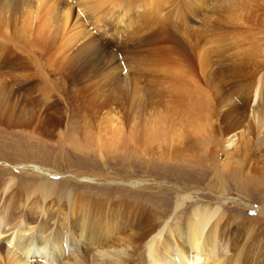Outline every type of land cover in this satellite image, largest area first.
<instances>
[{"label": "rangeland", "instance_id": "obj_1", "mask_svg": "<svg viewBox=\"0 0 264 264\" xmlns=\"http://www.w3.org/2000/svg\"><path fill=\"white\" fill-rule=\"evenodd\" d=\"M70 1L75 5L70 27L80 23L79 29L94 32L95 39L112 52L105 59L91 56L85 47L89 32L64 55L66 46L59 50L60 40L47 53L28 36L12 35L11 45L20 54L15 61L33 70L36 81L21 90L16 102L9 70L0 69V165L5 161L10 168L0 166V179L13 170L22 189L36 177L27 178L18 164L46 166L54 174L49 179L57 180L58 187L76 184L71 204H65L66 197L58 203L55 194L46 201V220L51 223L55 216L54 225L59 220L79 236L98 238L112 218L116 226L111 224L109 230L122 226L111 237L117 243L132 231L134 236L148 231L147 225L138 224L143 217L133 216L137 211L145 207L168 214L176 206L178 192H191L194 199L187 202L181 218L199 204L221 206L226 214L222 224L227 220L228 255L245 246L241 264H264V225L250 236L236 230L237 222L246 217L264 221V139L253 125L255 97L249 93L254 88L264 98V6L257 10L249 0H176L172 6L159 5L165 17L174 7L175 15L167 21L173 29L151 36L150 28L157 27L154 17L144 11V0L124 8L126 18L121 24L115 22L116 13L92 24L78 1ZM77 12L81 16L75 19ZM30 46L39 62L29 53ZM32 63H39L43 71ZM176 71L179 75H172ZM184 80L189 82L186 88H182ZM189 110L195 111L189 114ZM162 119L179 122V133L168 132V141L174 140L178 153L169 164L161 161L166 158L158 143L148 140ZM227 137L232 138L229 146L223 145ZM76 172L97 180L77 182ZM136 179L143 185L128 186V180ZM31 213L29 218L38 217ZM132 221L133 228L128 225Z\"/></svg>", "mask_w": 264, "mask_h": 264}, {"label": "bare ground", "instance_id": "obj_2", "mask_svg": "<svg viewBox=\"0 0 264 264\" xmlns=\"http://www.w3.org/2000/svg\"><path fill=\"white\" fill-rule=\"evenodd\" d=\"M77 1H78L77 2L78 5L81 7V10L84 9L87 12V14H90L89 16H91V18L93 19L92 24H95L97 21L100 20V18L103 19L108 16L109 18L110 17L113 18L112 14L115 13H116L114 15L115 22L117 24H121L126 18L127 11L125 12L124 8L129 6L131 7L135 3V1L143 2V0H77ZM175 1L176 0H147V2H145L144 0L143 3L145 7L144 11H146V13L149 16L151 15V18L154 17L153 23L155 22L154 25H156L157 27L156 30L154 29V26L150 28L151 36H153L156 33L160 34L171 30L173 24L167 21L169 16L175 15L172 13L174 7L170 8L167 11L166 15L168 17H165L164 16L165 14L162 12L163 9L161 10L159 8L160 7L159 5L163 4V6H166L165 4H167V6L168 5L172 6L175 3ZM249 1L255 2V6L257 10H259L261 6H264V0H249ZM72 2L74 1L0 0V69L2 68L4 70L5 67L7 68L6 70H9L10 73L9 79H11L10 81L13 83L11 96L16 102L20 101L21 90L33 84L36 81V79H35V73L32 72L33 70L29 71L28 69H26L27 66L26 67L21 66L23 64L20 65L17 61H15L19 58L20 54H18L16 52L17 50H15L13 45H11L13 41L12 35H19L21 37L28 36V40H31V42L35 41L40 47L41 45L44 46V50L47 53H48V49L51 47V44L60 40L61 44L59 45L58 49L60 50L61 47L64 48L66 46V49L63 52L64 55V53L68 51V48L71 45H74L73 44L74 42L80 41L84 37L86 38V35L89 32L88 34L90 35L89 40L87 41L85 40L87 42L85 44V47L87 48V51L90 50V53H92L91 56L96 55L98 57H101L102 59L103 58L105 59L104 56H106L108 52H112L108 48L109 47L108 45L107 47L102 42L99 43L98 39H95V36L93 35L94 32L92 33L91 30L86 31L87 28L86 30H84V28L81 29L82 27L79 29L78 27L81 25L80 23L76 24V26L73 25L74 27L72 28L70 27L71 16L73 15L72 13L75 8V5ZM195 2H198V0ZM139 3L136 2L135 4L138 5ZM80 16L81 15H79V12H77V18L75 19H78ZM160 18L161 20H159ZM229 22L233 24L235 20H230ZM72 31L74 32L71 33ZM22 48L24 49V47ZM29 51H30L29 53H32L31 54L32 58L34 56L37 62H39V59L37 58L36 55V50L32 49L30 46ZM110 56H112V54ZM20 58L22 59V56ZM78 59H76V62ZM90 62L93 64L91 60ZM74 64L75 63H73V65ZM92 64L90 65V67L93 66ZM75 65L78 66L79 64L78 65L75 64ZM37 66L40 67V64L37 63ZM37 66L35 64L34 67L37 68ZM86 66L88 65L86 64ZM90 67L89 69L92 68ZM80 68L83 69L82 66ZM39 69H42L43 71L44 68L40 67ZM93 69L94 68H92V70ZM23 70L24 73L23 72L19 73V71H23ZM179 73L180 72L176 71L173 72L172 75L178 76ZM72 74L75 73L72 72ZM180 75H181L180 77H182L184 74L183 75L180 74ZM1 80L2 79L0 77V83ZM188 84L189 82H185L184 80L182 82V88H186ZM10 85L12 86V84ZM197 88L199 89V85L197 86ZM253 89L254 88H252L249 91V93L254 92L253 98L255 97L254 104L252 105L253 108L252 119L254 120L253 125L255 129H257V134L258 135L262 134L264 139V105L262 104L264 102V98H262L259 95V92L257 90H253ZM191 92L192 91L188 90L187 92L188 95H191ZM12 108L13 110L16 109L14 107ZM185 110H187V108H185ZM192 111L193 110H189V114ZM179 114L180 113H178V115ZM183 114L185 116V113ZM168 119L160 120L159 127L158 126L156 128L154 127L155 129H153V131L149 130V132L152 131V133L148 137V140L149 143L150 142L158 143L159 148H162L161 150L163 151L161 155H163L166 158V159H161V161L169 164L170 162L173 161L171 158H174V156L178 155V153L176 152L177 147L174 146V140L168 141V132H173L175 134L179 122L178 121L175 122L176 119L175 118L174 121L172 120L173 123L169 124ZM231 142H232V138L227 137L223 140V145L229 146L230 144H232ZM158 160L160 161V159ZM150 161L152 162V160ZM0 166L2 167V170L10 169L8 168L9 163L6 164L5 161H2ZM192 166L193 165H189V170L193 169ZM16 167L20 171H24L25 172L24 174H27V178L30 177L31 179L32 176L33 177L35 176L36 179L34 181H29V182L26 181L27 184L25 183L26 185L25 187H22V189H19L18 173H15V171L13 170L9 173V175H5L0 179V204H1L0 205V264H99V263L102 264H241L242 260L244 259L245 246L242 247L240 250L238 249V251H235L234 255H228L227 253L228 245L225 241L227 240L226 239L227 236H225L224 233L225 232L224 228L226 227L225 223L227 220L224 221V223L222 224L223 219H225L226 217V214L224 211H222L221 206L219 205L213 206L210 204H199L194 206L193 209L188 214H185V216L181 218L180 215L181 211L183 210L187 202L194 199V196L192 195L191 192H185V193L178 192L177 195L178 200L176 206L168 214L167 212H159L158 210H151L145 207L143 208V210L137 211L135 214H133V216L138 217V219L139 218L142 219L143 217L141 221L139 220L140 222L138 224L147 225L148 231L143 235H141L140 232H136L137 235H141L139 237H136L137 235L134 236L135 232L133 234V231L131 229L132 232H130L129 235L127 236L125 235L118 239L119 241L123 240L122 243H117L114 240L111 241V237H113V235L116 234L115 231L120 230L122 226H120L119 228L114 227L116 226L115 225L116 220L112 218L106 220L105 228L103 230L105 232H102V234L99 235L98 238H95V236L90 234H82V233L79 236L76 234V231L73 228L68 227L67 223L65 222L60 223L59 220H57L56 225H54L56 219L55 216L51 218V220L53 219L51 223L50 221L46 220L47 219L46 213L48 212V206L46 201L55 194L57 196L56 201H58V203H61L62 199L66 197L67 202L65 204L67 205L71 204L73 197H75L76 195L75 182L72 185L63 186L62 184L60 185L61 187L60 186L58 187L57 180L55 181L49 179V177L53 176L54 174L49 169L45 168L46 166L42 167L40 165H33V164L28 165V163L23 162L18 164ZM178 169L180 170L179 167ZM83 174L84 173L76 172V174H74V179H76L77 182L81 181L86 183L92 180L93 181L97 180L95 176L86 175V174L83 175ZM128 181L130 182V185L128 186L132 188L143 185V182L141 180L136 179L133 181L132 180H128ZM221 189L223 191L225 190L223 182L221 183ZM245 204L246 202L243 203V205ZM29 211H32V213H35L36 215H38V217H36L35 219L32 218L33 219L32 220L31 218H29ZM154 215L159 216V218L157 217L158 219L156 220L152 219ZM40 216L43 217L41 219L42 221L37 223V219ZM113 223L114 226L112 225L113 228L110 229L112 232L109 233L110 231L109 226H111V224ZM263 223L264 221L261 222L260 219L256 217H246L243 218L241 221L237 222L236 230L238 229L239 231L243 230L244 234L249 235L255 231L258 225L263 226L264 225ZM134 224L135 222L132 221L128 225H130V227L133 228ZM68 244L71 246L66 247L68 246ZM67 251H69V254H67Z\"/></svg>", "mask_w": 264, "mask_h": 264}]
</instances>
